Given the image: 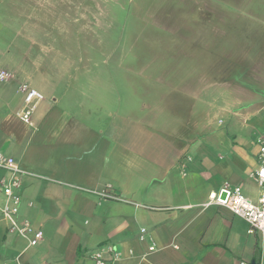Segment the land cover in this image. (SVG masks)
I'll use <instances>...</instances> for the list:
<instances>
[{"label":"crops","instance_id":"crops-1","mask_svg":"<svg viewBox=\"0 0 264 264\" xmlns=\"http://www.w3.org/2000/svg\"><path fill=\"white\" fill-rule=\"evenodd\" d=\"M79 58L0 56V71L12 73L0 79V153L23 172L16 220L44 232L31 245L30 235L10 230L0 187V264H94L91 253L108 246L119 253L114 264H264V237L208 204L225 184L259 200L264 96L245 97L241 112L224 105L218 118L201 119L198 99L186 98L184 120L174 109L182 94L176 104L160 83L87 80ZM23 84L44 94L33 125L20 117ZM12 177L0 166V181Z\"/></svg>","mask_w":264,"mask_h":264},{"label":"rangeland","instance_id":"rangeland-1","mask_svg":"<svg viewBox=\"0 0 264 264\" xmlns=\"http://www.w3.org/2000/svg\"><path fill=\"white\" fill-rule=\"evenodd\" d=\"M19 50L80 55L87 80L160 83L184 120L186 98L218 118L264 96V0H0V56Z\"/></svg>","mask_w":264,"mask_h":264},{"label":"built area","instance_id":"built-area-1","mask_svg":"<svg viewBox=\"0 0 264 264\" xmlns=\"http://www.w3.org/2000/svg\"><path fill=\"white\" fill-rule=\"evenodd\" d=\"M12 77L9 71H0V79L5 80ZM24 92V103L20 111L22 120L33 125L32 116L37 104L44 99V94L28 84L22 85ZM259 145V168L254 174L258 184L264 188V131L257 138ZM0 166H6L11 169L13 177L9 180L2 179L0 187L3 190L6 201L2 207V212L10 220V230L17 231L23 235H30V244L37 245L44 237L41 229H36L27 221L19 224L16 217L19 213L22 201L21 195L16 191L20 186V176L23 173L14 158L0 153ZM104 197H115L110 193H103ZM208 204H216L230 209L233 213L243 217L250 224L251 232H259L264 237V190L256 202L248 197L241 186H231L225 184L218 191H212L209 194ZM152 249L154 247H151ZM106 252H111L112 257L106 256ZM119 256L113 246L107 248H98L91 253L94 264H114V260ZM241 264H245L242 262Z\"/></svg>","mask_w":264,"mask_h":264}]
</instances>
